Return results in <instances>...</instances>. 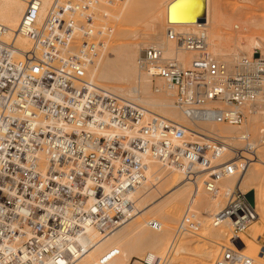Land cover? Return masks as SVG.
Wrapping results in <instances>:
<instances>
[{
	"label": "built area",
	"instance_id": "1",
	"mask_svg": "<svg viewBox=\"0 0 264 264\" xmlns=\"http://www.w3.org/2000/svg\"><path fill=\"white\" fill-rule=\"evenodd\" d=\"M116 1L122 0H51L40 17L44 0H26L15 32L31 42L24 53L3 40L0 24V264H73L81 259L131 219L132 194L146 182L148 161L177 171L190 183L205 173L209 193L238 169L232 159L243 149H233L230 161L214 166L212 159L223 154L224 141H190L189 128L88 78L103 47L93 8ZM168 35L184 42L193 55L189 66L155 46L141 51L138 64L151 80L160 79L173 91V103L187 119L239 126L253 111L264 119V57L239 62L229 74L208 53L200 31ZM212 102L232 107L208 106ZM241 140L255 157L257 142L248 134ZM257 218L247 194L238 188L226 194L211 223L229 224L232 246L223 247L213 264H254L237 248ZM194 220L187 211L177 230L192 228ZM147 226L161 229L154 220ZM93 234L97 240L90 242ZM118 253L107 251L98 264ZM258 255L264 259V239H259ZM167 260L155 256L137 262Z\"/></svg>",
	"mask_w": 264,
	"mask_h": 264
},
{
	"label": "bare ground",
	"instance_id": "2",
	"mask_svg": "<svg viewBox=\"0 0 264 264\" xmlns=\"http://www.w3.org/2000/svg\"><path fill=\"white\" fill-rule=\"evenodd\" d=\"M50 1L51 0H44V6L41 11L40 17H43V15L45 14ZM175 1L176 0L165 1L163 4L164 6L162 11L158 14V16L161 15V18L164 20L166 26V32L164 35L166 40L159 39L157 34L153 32V34L151 33V37L154 40H151L150 43L146 45V47L148 46L158 47L162 50L165 57L174 58L181 65L187 67L191 63V60L193 59L190 58L191 56L189 57V55L192 54L185 51L183 47L184 42L178 43L176 40H172V41L169 40L168 31H171L172 35H175L176 38L178 34H182V35L193 34V33H198L200 31V33L204 35L208 53L211 54V56L216 61V63L222 66L224 70L226 68L229 74L236 69L239 62H244V61L251 62L252 57H256L258 54L264 57L263 56L264 40L257 38H250L248 40V44H250L251 46L252 44L254 45L253 50L255 51L252 52L250 51L248 53V56H242L240 58L238 57L237 54H235L232 59V61L234 60V62H232L233 63L232 65L228 64L226 61L219 58L218 56L213 55L214 53L208 50L211 44L209 43L207 37V27L209 26L210 0H179L177 2ZM117 3H122V4L119 9L115 8L116 6L114 7L113 11L115 12V16L113 17L117 19V21L120 24L129 23L130 21H133L136 16L137 17L142 16V11L139 9V6L143 3L142 0L116 1L110 6ZM25 6H26V0H0V24L5 28L3 40L6 43L12 41L15 48L22 53L28 52L31 49V42L27 38L18 36L15 33L18 24L20 22L21 16L24 12L23 10L25 9ZM103 7H108V6L100 5L93 8L94 13L99 14L98 18L95 15L96 19L94 22V26L95 28H98L103 32L102 48L105 50L102 53L104 54V52L109 51L113 54L114 58L113 60L102 62L104 55H102L101 53V55H99V57L89 66V69L87 70L88 78L96 86L100 88L110 86L108 87L110 89L108 88H104V89H107L112 93L118 95L119 97L129 100L137 105L143 106L144 108L148 109L149 111L157 115L161 114L160 116L164 118L171 117V119H173L176 123L188 128L189 126L186 125H188V122H190V120L185 117L184 113L181 110L175 107L173 100H171V98L173 97V91L169 89L162 80L160 79L151 80L147 76V74H145L141 70L138 64V60L140 56L138 57L136 63L137 64L136 66L139 71L137 72V69L133 64L134 52L131 47H127V46H122V47L115 46L114 48L110 46L105 47V41L107 37L111 36L112 30L110 28L111 26L109 27V25H107L108 23L107 18L109 12L107 10H102ZM159 18L160 17H158V19ZM200 18L204 20L202 23L198 22V19ZM142 19L143 18L140 19L138 18L137 21L135 19L136 21L135 24L140 23ZM235 29L237 28L235 27ZM119 34H121V31L117 30L115 35L120 36ZM108 43L107 45H109ZM141 74L143 75V77L141 76ZM146 78L151 82L156 81L154 87L155 90L153 92L158 93L157 95H154L149 90L150 88L148 87L147 84L148 82L145 83V80H147ZM212 103H219V102H212ZM220 104L222 106V109L232 107L227 104L225 105L223 103ZM245 108L247 109V111L250 112L248 107ZM259 113L260 112L253 111L250 115H248L247 120L250 117L253 118ZM254 119L255 117L253 118V121ZM247 120L245 121V123L239 126L231 125L225 122L224 123L229 126H224L221 124V122H216L212 120L203 121L200 123L204 125L203 126L204 128L198 126H195L193 128L192 126L189 127L190 131H188L187 137L190 141L193 140L202 141L209 137H215L217 139H221L222 141H224V145H222L223 154L215 159H212L211 162L212 165L218 166L226 162V161L221 162V159L223 158V156L225 157L228 153L231 152L233 153V149H236L235 145H237L236 143L238 141H241V143L245 145V143L241 140V136L247 134L248 131L247 128L244 131L245 133L242 132L239 134L237 131H239L240 128H242L247 124L246 123ZM250 131L259 132V124L257 121H254V123L251 125ZM261 133L264 135V119L260 134ZM255 141L257 142V145H264V142L262 140L261 141L255 140ZM245 147L246 145L244 146L243 149H245ZM234 160L236 165H238L237 171L233 172L232 175L230 176L220 179L217 182L216 190L213 193H209L205 189L204 182L202 181L203 178L205 179L207 178V175L205 173H199L197 175L198 178L195 180L196 183L187 182L183 178L182 181H179L180 177L182 176L177 171L164 167L156 161H148V171L145 174L146 182H144L140 187H138L132 194L133 195L132 198L134 200V204H133L134 214H132L131 219L122 227L111 232L101 241H99L97 244L91 247L85 256H83L81 259L77 260L73 264H98V261L101 258V256L105 254L107 251L112 249L118 250L119 253L107 264H128L127 261L129 260L130 256L134 255V252L139 251L140 249H143L147 254L146 256L139 258L140 260L149 259L155 256L159 258H164L165 256L162 257L159 255L160 254L169 255L175 250L177 251L178 254H184L186 252L185 248L181 245L178 247V244L174 242V240L176 241V238L178 240V238L180 237L177 236V233H173L165 229L164 230L160 229L161 231L159 230L160 232L157 231L156 233L147 226L148 221L145 222L143 226V224L140 225L137 224L136 222L137 219H139L140 217H143L142 220L146 217H150V218L154 217L155 219H157L164 212L162 210H159V208H155L156 205L163 200L167 201L171 198H176L181 203H188V202L190 203L191 201L193 203L201 202L203 205L206 206L204 210V213L206 215L205 220L206 219L210 220V218L212 219V216L222 208L223 205L221 206V204L223 202L225 203L226 194L229 191L235 188L241 190L245 181L247 182L250 181L251 183H254V182H258V180L261 177H263L264 179L263 176L264 170H262L264 169V152L258 153L257 150L256 156L251 157L248 151L245 150V152H243L242 154L237 153ZM228 161L230 160L228 159ZM252 162H254L255 164L259 163V167L260 168L262 167V169L256 168V170H252L251 167L254 165L252 164ZM243 163L245 164V166L243 170L240 172L239 166L242 165ZM260 170H262L263 172H260ZM200 182L203 185V186L201 185L203 189L202 187L199 186L201 184ZM256 187L258 189L256 191L254 188H252L247 190L246 192L243 191L242 192L247 195L249 193L254 192V202H253L252 194L250 195L251 196L250 200L254 204L255 209L258 206L260 211H258L257 213L258 218L256 222H254L253 227L255 233L261 236V233L264 230V194H260L261 196H259L257 195L256 192L257 191L258 193L264 192V180L260 181L259 186ZM191 188L192 191H190ZM165 189H168L167 194L161 196V200L159 199L157 201H153L150 203V200L153 198V196L156 193ZM206 193H208L209 195H207ZM202 218L203 216L198 217L197 221H201ZM259 222L262 225L259 226L257 224ZM144 227L146 229L148 227L152 232H155L156 234H151L147 232L146 230H144ZM225 230L227 231L230 230L229 224L226 222L222 223L219 226H216L214 232L215 234L207 237L209 238L208 240L212 242L211 244L212 246L208 248V251L206 253L207 257H209L210 260L216 258L219 248L226 247V245L223 244H227V245L229 244V246H231L229 243V239L225 234L226 232ZM248 230L246 231L245 234H242L241 237L243 236L249 237ZM186 231L188 232V230ZM142 234H146L147 239L143 242V244L137 246V238H139V236ZM192 234L193 236L197 235L200 238L201 237L206 238V235L204 234L201 235L195 232H193ZM160 235H162L163 241H159L161 239L159 238ZM214 238L219 241H216ZM243 239L241 240L242 245H240V247L238 248L242 249V246H247L248 249L250 245V241ZM96 240H97L96 234H93L89 239L90 242L91 241L94 242ZM171 243H173V245H168ZM88 244L89 243L86 241L82 242V245L84 246L86 245L89 246ZM240 252L248 256L246 252L241 250ZM132 261H135L133 264H140L136 260H131L129 264H131ZM167 264H173V260H167Z\"/></svg>",
	"mask_w": 264,
	"mask_h": 264
},
{
	"label": "rangeland",
	"instance_id": "3",
	"mask_svg": "<svg viewBox=\"0 0 264 264\" xmlns=\"http://www.w3.org/2000/svg\"><path fill=\"white\" fill-rule=\"evenodd\" d=\"M142 1L143 3L139 6V9L142 11V16L141 17L136 16L134 20L130 21L129 23L120 24L117 21V19L113 17L115 16V12L113 11L114 7L116 6L115 8L119 9L122 3H117L112 6L102 8V10H107L110 14H112L110 15L108 13L107 22L109 24L107 23V25H109V27L111 26L110 28L112 30V33L110 37H107L105 41V47L107 46H110L112 48H114L115 46L131 47L134 52L133 64L135 65L137 72L139 71L136 66L137 65L136 63H137L138 57L141 54V51L144 49V47H146V45L150 43L151 40H154L151 37V33L153 34L154 32L155 34H157L159 39L166 40L164 36L166 32V26H165L164 20L161 18V15L158 16V14L162 11L163 6H164L163 4L167 0H142ZM156 15L160 17L161 19L160 18L158 19ZM98 17H99V14L97 13V18ZM138 18L139 19L143 18V19L140 21V23L135 24ZM235 27L237 29H235ZM117 30L121 31V34H119L120 36L115 35ZM207 37H208L209 43L211 44L208 50L214 53L213 55H216L219 58L226 61L228 64H231V65L233 64L232 62H234V60L232 61V59L235 54H237L239 58L242 56H248V53L250 51L251 52L255 51L253 50L254 45L252 44L251 46L250 44H248V40L250 38H257V39L264 40V0H210L209 26L207 27ZM106 42L109 45H107ZM104 50L105 49L102 48L100 55ZM102 55H104L102 62H107V61L113 60L114 58L113 54L109 51L104 52V54L102 53ZM263 56H264V49H263ZM189 57L191 59L193 58L192 55H189ZM141 76L143 77L142 74ZM146 82H148L147 84H148V87L150 88L149 90L154 95H157L158 93L153 92L155 90L154 87H155L156 81L151 82L147 79L145 80V83ZM108 87L110 86H106L104 88H108ZM171 100H173V97L171 98ZM208 106L218 107L222 109V106L220 103H212V104H208ZM257 115L254 116L255 117L254 121H257L259 124V132L250 131L251 125L254 123L253 121L254 117L253 118L250 117L251 119L249 118L247 120L246 122L247 124L243 126L242 128H240V130L237 132L239 134L242 132L245 133L244 131L247 128L248 130L247 134L250 135L251 139L261 141L264 139V135L262 133L260 134L261 129H262L263 117L260 113ZM169 118L170 120L174 121L173 119H171V117H168L167 119ZM221 124L224 126H229L225 124L224 122H221ZM186 126H189V127L192 126V128L195 126L204 128L203 127L204 125L202 123L200 122L193 123L192 121L188 122V125ZM236 144L237 145L235 146H236V149L238 150L243 149L245 146L241 143V141H238ZM259 146L260 147L258 149V153L264 152V145H259ZM243 152H245L244 149L242 150L241 154ZM232 157H234L232 156V153H228L225 157L223 156V158L221 159V162H224V161L228 162V159L231 160ZM234 159L235 157L232 159V161L235 162ZM252 164H254L251 167L252 170H256V168H260L259 163L255 164L254 162H252ZM260 169H262V167ZM262 170H260V172H263ZM261 178L258 180V182H254V183H251L250 181L249 182L245 181L244 185L241 188V191L246 192L247 190L252 189V188H254L255 191L258 190L256 186H259L260 181L264 180L263 177ZM204 180L205 178H203L202 181L204 182ZM179 181H182V177H180ZM201 185L202 183L199 186L202 187L203 185L202 186ZM167 190L168 189H165V190H162L156 193L153 196V198L150 200V203L153 201H157L159 199L161 200V196L166 195ZM190 191H192V188ZM256 193L259 196H261L260 194H264V192L258 193V191ZM206 194L209 195L208 193ZM251 194H252V198L254 202V192L249 193L248 194L249 197H251L250 196ZM222 205L224 206V202L221 204V206ZM205 207L206 206L203 205L201 202L193 203L191 201L190 203L189 202L181 203L178 199L171 198L167 201L163 200L156 205L155 208H159V210H162L164 212L157 219H155L154 217H151V218L146 217L142 220L143 217H140L139 219H137L136 222L137 224L139 225L143 224L144 226L145 222L149 220H154V221H157L161 225L162 227L161 230H164V229L167 231L169 230L173 233H177V236H180L179 237L180 239L178 238L177 240L176 238V241L174 240V242L178 244V247L181 245L185 248L186 252L184 254H178L177 251L175 250L169 255H162V254L159 255L162 257L164 256L167 257L168 260H173V264H213L214 262L212 261H214L216 258L210 260V258L207 257V254H206L208 251V248L212 246L211 245L212 242L209 241L208 240L209 238L207 237L215 234L214 232H215L216 226L214 227L212 225L211 218L210 220L208 219L205 220L206 218V215L204 213ZM256 209L258 213V211H260L258 206ZM187 211H190V212L192 211V213L194 214V218H195L194 225L191 226L192 228L188 229V232L187 231L180 232L177 230V227L183 217V214L186 213ZM201 216H203L202 220L197 221V218ZM253 224L248 230L249 237H245V236L241 237V240L245 238L243 240L250 241L249 248L247 249V246H242V249L240 248H237V249L239 251L241 250V251L246 252V254H248V256L254 260L255 264H264V259L258 255L259 239H264V230L261 233V236L258 235L254 231ZM257 224L259 226L262 225L260 222ZM144 230H146L147 232L151 234L157 233V232L156 233L152 232L148 227L147 229L144 227ZM192 231L195 233L201 234V235L204 234L206 235V238H202V237L200 238L197 235L193 236ZM225 231H226L225 234L227 235V238L229 239L230 230L228 231L225 230ZM188 233H191V234H188ZM146 236H147L146 234H142L139 236V238H137V246L138 245L140 246V244H143V242L147 239ZM159 238H161L159 241H163L162 235H160ZM216 241H219V240H216ZM168 245H173V243L168 244ZM223 245H226V247H230L229 244L228 245L223 244ZM222 249L223 248L218 249L217 255ZM146 255H147L146 252L143 249H140L139 251H135L134 255H131L127 262L129 264L131 260H136V261L140 260L139 258H142Z\"/></svg>",
	"mask_w": 264,
	"mask_h": 264
},
{
	"label": "water",
	"instance_id": "4",
	"mask_svg": "<svg viewBox=\"0 0 264 264\" xmlns=\"http://www.w3.org/2000/svg\"><path fill=\"white\" fill-rule=\"evenodd\" d=\"M177 1H179V0H176L175 2H177ZM203 21H204V20H203L202 18L198 19V22H199V23H202ZM248 198H250L249 195H248Z\"/></svg>",
	"mask_w": 264,
	"mask_h": 264
}]
</instances>
